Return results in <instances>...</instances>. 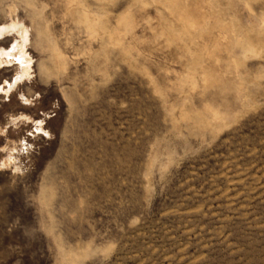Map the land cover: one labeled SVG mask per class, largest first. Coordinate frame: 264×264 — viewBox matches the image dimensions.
Instances as JSON below:
<instances>
[{"label": "rangeland", "instance_id": "1", "mask_svg": "<svg viewBox=\"0 0 264 264\" xmlns=\"http://www.w3.org/2000/svg\"><path fill=\"white\" fill-rule=\"evenodd\" d=\"M0 26V264H264V0H0Z\"/></svg>", "mask_w": 264, "mask_h": 264}, {"label": "bare ground", "instance_id": "2", "mask_svg": "<svg viewBox=\"0 0 264 264\" xmlns=\"http://www.w3.org/2000/svg\"><path fill=\"white\" fill-rule=\"evenodd\" d=\"M8 27L12 28V29H17L19 31V33H21V35H22V41L21 40H20L21 42L15 41L13 44V48L15 49L14 56L16 57V59L18 60V62L21 64V67H22V71H20L21 72L20 76L29 75L31 59H30L28 53H26V51H25V49H26L25 44L28 41V31H27L26 27L23 25V22L20 21L19 19H17V17H16V20L12 21L9 24V26H7L6 28H8ZM3 29H5V28L3 26H0V34L2 33Z\"/></svg>", "mask_w": 264, "mask_h": 264}]
</instances>
